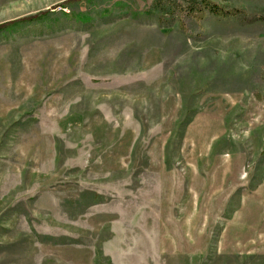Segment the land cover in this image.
Instances as JSON below:
<instances>
[{
  "label": "rangeland",
  "instance_id": "obj_1",
  "mask_svg": "<svg viewBox=\"0 0 264 264\" xmlns=\"http://www.w3.org/2000/svg\"><path fill=\"white\" fill-rule=\"evenodd\" d=\"M152 1L0 0V264H264V0Z\"/></svg>",
  "mask_w": 264,
  "mask_h": 264
},
{
  "label": "trees",
  "instance_id": "obj_2",
  "mask_svg": "<svg viewBox=\"0 0 264 264\" xmlns=\"http://www.w3.org/2000/svg\"><path fill=\"white\" fill-rule=\"evenodd\" d=\"M231 0H153L149 10L146 13L149 16H162L164 14H171L174 16H179V13H187L193 18L205 17L207 14L211 13L219 17L227 16H238L241 14V10L236 8H229L225 6V2ZM41 14L30 15L20 20L8 21L0 24V30H4L12 25L24 21H32L40 18ZM180 26L184 27V20L178 17Z\"/></svg>",
  "mask_w": 264,
  "mask_h": 264
}]
</instances>
